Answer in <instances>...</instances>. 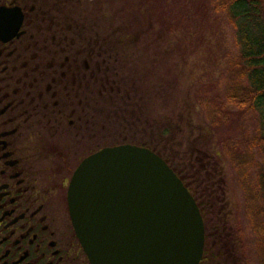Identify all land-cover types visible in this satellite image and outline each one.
<instances>
[{
	"label": "flooded vegetation",
	"instance_id": "af4514ba",
	"mask_svg": "<svg viewBox=\"0 0 264 264\" xmlns=\"http://www.w3.org/2000/svg\"><path fill=\"white\" fill-rule=\"evenodd\" d=\"M74 3L0 0V264H92L69 183L85 157L130 143L104 127L112 48Z\"/></svg>",
	"mask_w": 264,
	"mask_h": 264
},
{
	"label": "trees",
	"instance_id": "16d2710c",
	"mask_svg": "<svg viewBox=\"0 0 264 264\" xmlns=\"http://www.w3.org/2000/svg\"><path fill=\"white\" fill-rule=\"evenodd\" d=\"M197 1L193 11L201 16V21H206L209 15L213 18L223 16L233 27L236 48L235 53L227 56L229 80L225 91L215 96L207 91L200 95V109L213 128L223 125L220 116H225L226 121L230 118L227 106L241 112L254 111L259 122L254 135L242 133L237 138L228 133L230 129L222 130L220 140L224 146L222 149L221 144L219 151L197 145L196 139L191 138V128L189 134L181 138L180 123L154 117L146 96L145 78L136 70L126 74L117 72L111 77L115 79L114 89L118 88V91L110 92L116 97L108 100L104 110L109 114L104 115L120 121L126 130H136L135 134L142 131L138 135L142 142L147 135L149 141L144 146L158 153L190 190L204 221L203 255H218L221 264H241L236 253L239 241L232 227L227 225L224 210L227 205L226 179L221 162L222 158L229 161L245 196L244 214L255 234L259 264H264V0ZM124 29H116L119 36H114L116 32L113 31L109 38H113L114 45L125 53L126 48L134 46L138 35L127 34L128 26ZM122 53L118 57L123 61L127 57ZM219 84L220 81L214 79L207 88L218 90ZM151 92L157 93V90L152 88ZM126 137L128 142H136L134 135L128 133ZM256 152L258 159L254 156ZM207 263V260L203 261V264Z\"/></svg>",
	"mask_w": 264,
	"mask_h": 264
},
{
	"label": "rangeland",
	"instance_id": "374dc122",
	"mask_svg": "<svg viewBox=\"0 0 264 264\" xmlns=\"http://www.w3.org/2000/svg\"><path fill=\"white\" fill-rule=\"evenodd\" d=\"M197 0H75V14L85 18L87 24L94 25L104 46L112 47L114 55L111 62L117 72L129 73L136 70L145 78L146 96L153 108L154 117L181 125L180 136L185 138L190 128L191 138L196 144L206 146L211 151H219L223 141L221 131L237 135L245 133L252 136L258 127V117L254 111H236L227 106L230 118L220 116L222 126L213 128L198 104L200 95L209 92L212 96L224 92L229 75L227 56L235 53L234 29L223 16H208L201 21L200 15L193 11ZM207 15V13H206ZM94 23V24H93ZM128 33L138 35L134 46L120 50L111 41L110 35L119 36L116 31L126 28ZM125 30V29H124ZM123 52V53H122ZM126 56L122 58L118 55ZM122 61V62H121ZM216 79L220 81L218 90L207 88ZM155 88L157 93L151 92ZM152 110V109H151ZM104 113L109 114L107 110ZM210 117V115H209ZM104 127L117 132L120 139L127 136L120 121L110 117ZM134 130V144L144 142ZM137 141L142 142L137 143ZM221 141V143L219 142ZM224 144H222L223 149ZM255 158L259 155L256 152ZM222 167L226 179V220L239 241L236 253L241 264H259L255 251V234L245 213V196L237 181V173L229 161L222 158Z\"/></svg>",
	"mask_w": 264,
	"mask_h": 264
},
{
	"label": "water",
	"instance_id": "95a60500",
	"mask_svg": "<svg viewBox=\"0 0 264 264\" xmlns=\"http://www.w3.org/2000/svg\"><path fill=\"white\" fill-rule=\"evenodd\" d=\"M92 264H199L205 243L190 190L154 150L125 143L85 157L68 187Z\"/></svg>",
	"mask_w": 264,
	"mask_h": 264
}]
</instances>
